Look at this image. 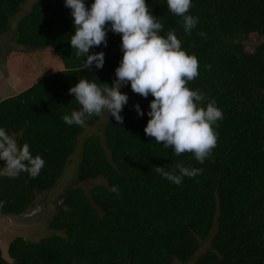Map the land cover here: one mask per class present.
Here are the masks:
<instances>
[{"label": "trees", "instance_id": "trees-1", "mask_svg": "<svg viewBox=\"0 0 264 264\" xmlns=\"http://www.w3.org/2000/svg\"><path fill=\"white\" fill-rule=\"evenodd\" d=\"M26 1L0 0V38ZM93 2L85 0L88 7ZM146 3L163 25L160 34L174 31L182 48L198 58L199 75L187 86L205 94L204 107L214 99L222 110L223 119L214 125L217 146L201 164L193 153L177 156L155 142L144 132L154 97L145 99L125 85L124 123L109 115L103 139H85L72 184L49 224L51 233L38 241L14 238L12 264H187L204 242L208 249L193 264H264V0H192L188 14L199 21L190 34L183 17L168 10L167 0ZM72 35L65 0L36 1L17 21L15 45L51 48L62 69L0 99V127L45 160L35 178L0 175L2 215H22L35 194L53 189L85 127L108 114L86 118L83 126L62 119L81 107L69 95L80 79L113 83L123 57L121 35L109 31L107 47L90 49V54L105 53L102 69L84 68L87 57L76 55ZM253 37L261 42L249 51ZM177 162L202 173L176 185L155 171V166L170 171ZM95 180L103 182L87 191L80 186ZM0 264H9L1 254Z\"/></svg>", "mask_w": 264, "mask_h": 264}, {"label": "clouds", "instance_id": "clouds-1", "mask_svg": "<svg viewBox=\"0 0 264 264\" xmlns=\"http://www.w3.org/2000/svg\"><path fill=\"white\" fill-rule=\"evenodd\" d=\"M65 7L71 9L74 27L70 44L77 56L87 57L83 59L85 69L93 64L103 68L105 53L90 54V49L107 47L109 31L121 35L123 57L111 85L80 79L69 89V95H73L81 107L64 115L63 121L69 126H83L86 118L99 117L107 111L123 124L121 112L129 97L121 88L130 83L135 94L145 99L150 94L154 97L144 129L147 136L171 148L177 156L193 153L201 164L209 158L218 143L214 125L223 119L222 110L214 99L204 107L205 94L187 86L199 75L198 58L182 48L174 31L170 30L166 36L160 34L163 25L152 14L146 0H94L90 7L85 0H65ZM167 7L183 17L185 33L190 34L197 26L199 18L188 14L192 0H167ZM135 108L142 117L144 112L140 105L136 104ZM0 160L5 162L4 167H0V175L10 178L21 173L35 178L45 165L40 155H32L28 143L20 145L3 127H0ZM155 171L176 185H180L184 177L194 178L202 173V169L186 167L182 162L175 163L170 171L159 166H155ZM111 191L119 196L118 186H113ZM5 203L0 201V209Z\"/></svg>", "mask_w": 264, "mask_h": 264}, {"label": "rangeland", "instance_id": "rangeland-1", "mask_svg": "<svg viewBox=\"0 0 264 264\" xmlns=\"http://www.w3.org/2000/svg\"><path fill=\"white\" fill-rule=\"evenodd\" d=\"M39 0H27L21 7L18 16L11 20L9 31L0 38V99H6L17 95L28 89L43 77L60 71L62 62L53 53L51 48L40 50L23 49L15 45L16 25L18 19L31 10L34 2ZM261 42L259 38L253 37L247 43L248 50L252 49L251 44ZM253 46V45H252ZM108 113V112H107ZM109 113L92 127H85L83 133L77 139V146L70 156L65 167L63 176L57 181L55 187L48 192L35 194L30 206L17 218V222L22 224L21 229L7 228L0 230V238L6 241L16 236H22L27 241H38L42 237L51 233L49 224L57 211L60 197L64 190L72 184L74 171L80 160L81 147L85 139L91 135H97L103 139L102 131L105 120ZM0 167H2L0 165ZM102 180L81 183L84 190H88L95 184L102 183ZM14 224V223H13ZM7 225V224H6ZM3 226V225H2ZM10 227V226H9ZM14 227V226H13ZM208 249V242L202 243L201 249L187 264H193L195 259Z\"/></svg>", "mask_w": 264, "mask_h": 264}, {"label": "flooded vegetation", "instance_id": "flooded-vegetation-1", "mask_svg": "<svg viewBox=\"0 0 264 264\" xmlns=\"http://www.w3.org/2000/svg\"><path fill=\"white\" fill-rule=\"evenodd\" d=\"M28 208V207H27ZM26 208V209H27ZM21 216V215H20ZM17 218L18 217H14V216H8V215H2L0 214V230L4 229L6 226H8L7 228H9L8 230H10V228H15L16 226L19 228V230L21 229L22 227V224L17 222ZM14 223V224H13ZM7 224V225H6ZM3 225V226H2ZM10 226V227H9ZM14 226V227H13ZM20 236V235H19ZM18 237V236H16ZM14 237V238H16ZM14 238H12L11 240H13Z\"/></svg>", "mask_w": 264, "mask_h": 264}, {"label": "water", "instance_id": "water-1", "mask_svg": "<svg viewBox=\"0 0 264 264\" xmlns=\"http://www.w3.org/2000/svg\"><path fill=\"white\" fill-rule=\"evenodd\" d=\"M11 241L12 240L6 241L3 238H0V254H1V258L5 262H7L9 264L13 263V259L9 255V245H10Z\"/></svg>", "mask_w": 264, "mask_h": 264}]
</instances>
